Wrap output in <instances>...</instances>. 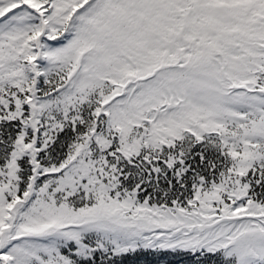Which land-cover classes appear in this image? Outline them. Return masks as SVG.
<instances>
[{
	"label": "snow or ice",
	"instance_id": "1",
	"mask_svg": "<svg viewBox=\"0 0 264 264\" xmlns=\"http://www.w3.org/2000/svg\"><path fill=\"white\" fill-rule=\"evenodd\" d=\"M0 264H264V0H0Z\"/></svg>",
	"mask_w": 264,
	"mask_h": 264
}]
</instances>
